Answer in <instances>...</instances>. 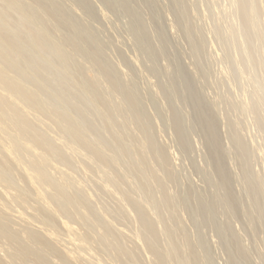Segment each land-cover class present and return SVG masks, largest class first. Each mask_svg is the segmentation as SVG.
Here are the masks:
<instances>
[{
  "label": "rangeland",
  "instance_id": "rangeland-1",
  "mask_svg": "<svg viewBox=\"0 0 264 264\" xmlns=\"http://www.w3.org/2000/svg\"><path fill=\"white\" fill-rule=\"evenodd\" d=\"M23 1L19 0L21 6L28 8L30 12H36L32 14L36 16L37 21L43 17L36 26V29L40 31L35 28L31 30L38 32L44 30L47 34L54 28L49 33L53 36L55 34V38L53 36L50 38L51 35L47 34L46 38H50V41L46 42L45 38L42 41V43L46 42L43 46L53 45L52 48L44 47L42 55L45 54L44 57L47 58L37 54L34 48H31L34 51L29 50L30 53L23 54V57L30 60L33 66L30 67L33 72L31 69L25 72L32 74L33 78L36 75L39 76V82L44 79L47 83L49 82L47 84L44 80L35 85L34 81L32 87H35L39 95L44 97L43 100L47 106L52 104V107L49 106L52 109L67 110L71 113L67 112L68 116L76 112L81 117L76 113L71 117L74 118L76 115L75 119L81 123L84 121V125L87 124L90 137L95 134L93 138L103 140L107 146L109 143L108 147L105 145L108 149L106 150L105 147L103 149V154L107 153L106 156L102 155L104 158L113 153V156L109 155V160L108 158L102 160L104 159L102 158L101 161L93 160V162L90 160L92 154H88L89 151L83 149L80 151L77 145L68 144L65 147L61 145L65 148V152L62 150L64 162L61 161L65 163L64 165L61 166V162L56 163L50 160L51 163L54 162L53 165L59 167L58 171L52 170L51 173L55 176L60 175V169H63L62 173L65 171L67 174H63L64 177L68 176L67 180H71L68 182L74 188L79 189L84 185L82 189L85 190H79L84 193L82 195L86 194L88 199L87 208L90 210L80 209L85 210V212L82 211L83 215L88 216L90 223L92 222L89 227L74 225L75 222L66 219V221L69 220L68 223L71 222L70 225L84 232L83 234L87 231L91 233L85 234H88L87 236L91 239V241L88 240V244H85L89 246H84L82 251L80 247L75 250L76 252L78 250L77 254L81 255L83 252L82 255L85 256L83 259L82 255H78L80 259L77 263L158 264L157 257L148 249L151 246L160 256H163L159 264H264V0ZM50 9L53 15H50ZM45 12H47L46 15H44ZM14 16L17 18L16 15H9V19H13ZM16 18L12 21H17ZM12 21H10L11 24H13ZM40 22L42 29H45L39 28ZM51 41L56 43V47H54L55 44H50ZM57 47L59 50L57 49L54 53L53 48ZM60 49H66L64 52H67L63 54ZM51 50L52 52H49ZM60 51L61 53H57ZM25 54H29V58ZM53 54H56V57ZM30 55L34 56V59L30 58ZM57 57L60 61L62 60L63 65H66L65 68L56 59ZM37 58H40V61ZM42 59L47 60L49 64ZM58 67H62V71L61 69L58 71ZM90 67H93V71ZM48 68L51 72L47 70ZM63 68L66 73L69 71L68 75L64 73ZM40 71L45 75L40 76ZM103 71H107V74ZM87 72H91L98 81L96 83L90 81L86 75ZM99 73L101 76L98 75ZM46 74H49L48 77ZM70 75L73 76V81ZM85 83L91 89L94 87L92 93L94 90L95 98L89 97L88 93L86 96L95 100L87 101L84 92H89V89L83 87L82 84ZM95 84H98V88H95ZM78 86H80L79 89ZM66 91L73 93L67 94ZM50 93L56 94V97L53 96L54 94L51 96ZM98 100L100 102L96 104L102 105L103 110L106 109L104 113L98 107L99 114V111H96L97 105H92L93 101ZM126 100L127 103H125ZM115 103H118L120 107ZM115 105L118 109L114 107ZM75 107L81 111H75ZM110 108L117 110L119 116L116 115L117 111L113 112ZM105 113L107 116L110 115L109 123H106L107 119L103 120ZM121 113H126L124 118ZM121 117L123 119H120ZM82 118L84 120L81 121ZM33 122L36 123L35 120ZM47 123L51 124L48 121L45 124ZM88 123L93 126H91L92 129ZM46 125H42L43 130H40L56 138L59 135L58 129L52 128L54 125ZM44 127H47L46 130ZM83 152L86 155L82 154ZM74 153L80 156L82 154L81 158L76 157ZM120 153L122 156L118 160L115 157L121 155ZM116 154L119 155L116 156ZM111 156L115 163L112 162ZM93 173L94 176H92ZM18 175L19 173L16 172L15 178H19ZM105 176L111 180H117L116 183L111 184ZM76 183L79 184L76 185ZM114 184H118L115 186L117 188L119 186L116 191ZM74 188H72L73 191ZM119 190H122L121 192L124 190V195ZM90 195L92 197L97 195L95 196L97 199ZM0 198L2 199L0 204H2L1 194ZM31 201H29V208H26L27 211L14 201H10L9 204L13 203V205L7 204L5 209L9 210L12 207L14 211L11 213L19 210L28 217L36 206ZM99 201L104 203V206L100 205ZM137 203L140 204L137 205ZM0 209H2L1 205ZM91 210L95 214H91L90 212H93ZM126 211L130 212L129 216ZM112 216L113 218H109ZM11 218L13 226L19 224L15 217H13L15 220ZM61 221L63 223L65 220ZM59 224L56 222L55 230H53L60 239H65L64 229ZM108 224L112 225L108 226ZM33 225L37 226L35 223ZM145 225L150 227L149 230ZM111 226L114 229H111ZM124 228L126 229L123 233L121 231ZM107 229H110L112 234L107 238L112 236L114 239H106ZM118 229L120 233L119 231L117 233ZM140 229L146 232V235L142 234ZM92 236H95L94 239L91 238ZM136 242L137 245L134 244ZM68 245H65L66 249L71 248ZM117 245L128 254L123 255V259H120L122 258L120 249L116 251ZM102 249L107 251L103 252ZM124 257L129 262H124ZM129 257L133 259V263L130 262ZM115 258L118 259L115 260Z\"/></svg>",
  "mask_w": 264,
  "mask_h": 264
},
{
  "label": "bare ground",
  "instance_id": "bare-ground-1",
  "mask_svg": "<svg viewBox=\"0 0 264 264\" xmlns=\"http://www.w3.org/2000/svg\"><path fill=\"white\" fill-rule=\"evenodd\" d=\"M23 1V0H21ZM26 2V0H24ZM23 1V2H24ZM29 1V0H28ZM22 2V3H23ZM33 3V2H32ZM25 4V3H24ZM36 4V3H35ZM26 5H28V3H26ZM25 5V6H26ZM30 5V4H29ZM48 5V4H47ZM46 5V6H47ZM32 6V5H31ZM43 7V6H42ZM50 8V6H49ZM30 9V8H29ZM32 10V9H30ZM43 10V8H42ZM41 10V12H42ZM44 11H46L44 9ZM51 11V9H50ZM34 11H29L28 8H24L23 6H21L19 0H0V194L2 195V198H3V202L2 204H0L2 206V209H0V264H78L77 262L79 261L78 259H80L79 254H77V252L75 251L76 248H79L81 249L82 251V248H84V246H86L85 244L88 242V240L91 241L90 237L87 236L88 234H91L89 231H87L86 233H88L87 235L83 234L81 232V230H79V228L75 227L74 225H80L84 228V226H87L89 227V224L90 221L89 219L84 216L82 213V211L85 212V210L89 209L87 208L89 203H88V199L86 197V194L85 195H82L84 193H81L79 189H82L84 187V185L80 186L79 189L74 188V186H72L71 184H69L70 181L67 180L68 179V176L67 178L64 177L63 174H66L65 171L64 173H62V170L63 169H60L61 173L60 175H53L51 173L52 170L54 171H58L59 167H57L56 165H53L54 162L56 163H59L61 161H63V151L65 152V145H68V144H75V146L77 145L79 148H80V151L83 150H86V151H89L88 154H92V157L90 155V157L92 159H90L91 161L93 160H96V161H101L102 158H104L103 156L107 155V153L105 152V154H103V149H105L106 147L109 146V143H108V146H107V143H103V140H100L98 138H93V134L92 137L89 136V131L90 129H88L86 127L87 124H83L84 121L81 123L78 119H75V116L74 118L71 117L74 115V113H72L73 115H69L68 114L70 112H68L67 110H64V111H61L63 109H52L50 108L49 106L51 105L52 107V104L49 103L47 106V104L44 102V97H42V95H39V92L38 90L35 88V87H32V83L34 82V84L36 85V83H41V81H46V79L44 80H41L39 82V76H37L36 74V77H31L33 76L31 74V72H33V70L31 69L33 66L30 62V60H27L23 57V54L24 53H28L29 50L30 52L34 49L36 50L37 54L39 55H42V53L44 52V47H51L52 46H47L43 44L46 43L48 40L50 41V38H52L53 35H51V33H49L51 29L47 34H49V36L51 35V37L49 39L46 38L47 34L44 32L43 28L42 29V23L40 22L39 23V28L41 27V29L43 30V32H38L40 30L36 29V26H38V21L43 20V17L38 19V21L36 20V16H34L32 13ZM36 13V12H34ZM40 13V12H39ZM44 13V12H43ZM47 12H45L44 15H46ZM49 14V13H48ZM9 15H16L17 18L14 16L13 19H9ZM50 15H53L52 14V11H51V14ZM59 15V14H58ZM43 16V14H42ZM55 16V15H54ZM12 17V16H11ZM17 19V21H12L14 19ZM60 20V19H59ZM13 22V24H11V22ZM37 21V22H36ZM45 21H48V20H45ZM58 21V20H57ZM43 22V21H42ZM55 22V21H54ZM46 23V22H45ZM41 24V25H40ZM47 24V23H46ZM51 24V23H50ZM65 24V23H64ZM52 26L54 25L51 24ZM57 25V24H55ZM62 26V25H61ZM45 27V25H44ZM32 28H35L36 30L38 31H33L31 30ZM57 28V27H56ZM58 29V28H57ZM60 29V28H59ZM58 29V30H59ZM49 30V28H48ZM80 30V29H79ZM46 31V30H45ZM73 31V30H72ZM82 31V30H81ZM77 32V31H76ZM85 33V32H84ZM74 34H75V31H74ZM21 35L24 37V39L22 40L23 37H21ZM57 35V34H56ZM67 35V34H66ZM48 36V37H49ZM55 36V34H54ZM53 36V37H54ZM59 36V35H58ZM88 36H90L88 34ZM46 40V42L42 43V41ZM55 38V37H54ZM67 38V37H66ZM78 38V37H77ZM58 39V38H56ZM55 39V40H56ZM75 39V37H74ZM81 39V38H80ZM53 40V41H55ZM60 40V39H59ZM71 40V41H70ZM69 41L72 42V39H70ZM51 41L50 44H55L54 47H56V41L53 42ZM69 41H65L66 42H69ZM64 42V41H63ZM69 42V43H70ZM68 43V44H69ZM75 43V42H74ZM60 44V43H59ZM58 44V45H59ZM63 44V43H62ZM67 44V45H68ZM73 44V43H72ZM57 45V46H58ZM60 46V45H59ZM69 46V45H68ZM73 46V45H72ZM75 46V45H74ZM78 46V45H77ZM65 47V46H64ZM31 48H34L31 50ZM47 49V48H46ZM45 49V50H46ZM49 49V48H48ZM54 49V53L55 51H57L58 47L57 48H53ZM56 49V50H55ZM50 50V49H49ZM59 50V49H58ZM61 50V49H60ZM66 50V49H64ZM64 50H61L62 53L64 52ZM85 50V49H84ZM60 52H57V53H61ZM29 52V53H30ZM46 52V51H45ZM49 52H52L49 51ZM67 52V51H65ZM64 52V53H65ZM63 53V54H64ZM71 54V52H70ZM26 55V54H25ZM29 55V54H28ZM26 55V56H28ZM45 55V54H44ZM44 55H42V57H44ZM55 55L56 57V54H53ZM59 55V54H58ZM31 56V55H30ZM38 56V55H37ZM69 56V54H68ZM94 56V55H93ZM40 57V56H38ZM41 57V58H42ZM46 57V56H45ZM44 57V58H45ZM52 57V56H51ZM54 57V58H55ZM60 57H61V54H60ZM71 57V56H70ZM95 57V56H94ZM29 58V56H28ZM30 58H33L34 59V56L30 57ZM47 58V57H46ZM64 58V57H62ZM39 59L40 61V58H37ZM36 59V60H37ZM56 59L59 60V57H57ZM66 59L68 60V58L66 57ZM50 60V59H48ZM94 60V59H93ZM38 61V60H37ZM42 61L44 62L45 60L42 59ZM47 61V60H46ZM45 61V62H46ZM48 62V61H47ZM66 62V61H64ZM59 63H62L63 65V62L62 60L60 61L59 60ZM57 63V64H59ZM81 63V62H80ZM87 63V62H86ZM41 64V63H40ZM47 64V63H46ZM49 64V62H48ZM67 64V63H66ZM85 64V63H84ZM37 65V64H36ZM36 65H34L36 67ZM78 65V64H77ZM89 65V64H88ZM92 65V64H90ZM32 66V67H31ZM57 66V65H56ZM60 66V64H59ZM64 68L66 65H63ZM62 66V67H63ZM31 67V68H30ZM62 67H58V71L61 69L62 71ZM96 67V66H95ZM40 68V67H38ZM47 68V67H46ZM57 68V67H56ZM63 68L64 70V73H66L65 69ZM101 68V67H100ZM31 69V72L29 75V72H25L26 70L29 71ZM45 69V68H44ZM52 69V68H50ZM55 69V68H54ZM53 69V71H54ZM91 71H93V67L91 68ZM102 70H104L103 68H101ZM99 69V70H101ZM36 70V69H35ZM48 71L49 68L47 69ZM57 70V69H56ZM102 70H101V73H102ZM74 71V70H73ZM71 71V73L73 72ZM35 73H37V71H34ZM51 72V71H50ZM57 72V71H56ZM105 72V71H103ZM107 72V71H106ZM105 72V73H106ZM109 72V70H108ZM53 73V72H52ZM84 73V72H83ZM104 73V74H105ZM34 74V73H33ZM51 74V73H50ZM54 74V73H53ZM107 74V73H106ZM105 74V75H106ZM34 75V76H35ZM40 76H44L45 73L44 72H41L40 71ZM49 75V74H48ZM48 75L46 74V76L48 77ZM68 75V74H67ZM73 75V74H72ZM88 79L94 83H96L97 81L95 80V76L91 73V72H87L86 73ZM98 75L101 76V74L99 73ZM104 75V76H105ZM64 76V75H63ZM85 76V75H84ZM97 76V74H96ZM99 76V77H100ZM107 76V75H106ZM46 77V78H47ZM69 77V76H68ZM71 77V75H70ZM69 77V78H70ZM73 77V76H72ZM70 78L72 81L74 78ZM80 77V76H79ZM114 77V76H112ZM102 78V77H100ZM99 78V80H100ZM82 79V78H80ZM98 79V77H97ZM108 79V78H107ZM87 81V79H85ZM59 81V80H57ZM75 81V80H74ZM85 81V82H86ZM101 81V80H100ZM100 81H99V84H100ZM70 82V81H69ZM83 82V81H82ZM47 83V81H46ZM49 83V82H48ZM47 83V84H48ZM88 83V81H87ZM91 83V82H90ZM43 84V83H42ZM86 84V83H85ZM85 84H82L83 87H85L86 89L88 88L89 89V92H84L83 89L82 91L84 92V95L86 96L87 93L90 94L89 97L91 98H95L94 94V90H93V93H92V89H94L93 87V84H92V89L91 87L89 88V86H85ZM41 85V84H40ZM70 85V84H69ZM81 85V84H80ZM96 85V84H95ZM101 85V84H100ZM111 85V84H110ZM109 85V86H110ZM97 86V87H96ZM95 86V88H98V84ZM113 86V85H112ZM42 87H44L42 85ZM81 87V88H83ZM108 87V86H107ZM41 88V87H40ZM46 88V87H44ZM55 88V87H54ZM70 88V86H69ZM77 88V87H75ZM73 88V90L75 89ZM80 88V86H78V89ZM84 88V90H85ZM110 88V87H109ZM114 88V87H113ZM68 89V88H67ZM72 88H70L71 90ZM76 89L78 92H81V90H78ZM91 89V90H90ZM100 89V88H99ZM117 89V88H116ZM44 90V89H43ZM46 90V89H45ZM69 90V89H68ZM69 90V91H70ZM103 90V89H101ZM109 90V89H108ZM115 90V89H114ZM113 90V92H114ZM62 91V90H61ZM75 91V90H74ZM76 91V92H77ZM98 91V90H97ZM47 92V91H46ZM52 92V91H51ZM96 92V90H95ZM99 92V91H98ZM102 92V91H101ZM41 93V92H40ZM67 93V91H66ZM70 94L73 93V92H69ZM67 93V94H69ZM112 93V91L110 92V94ZM51 94V93H50ZM54 94V93H52ZM51 94V96H52ZM65 94V93H64ZM56 94H54L53 96H55ZM58 95V93H57ZM61 95V94H60ZM66 95V94H65ZM64 95V96H65ZM83 95V94H82ZM83 95V96H84ZM107 95V94H106ZM42 98H41V97ZM93 96V97H92ZM98 97V94L96 95ZM101 96V95H100ZM103 96V95H102ZM116 96V95H115ZM67 97V95H66ZM65 97V98H66ZM87 97V96H86ZM113 97V96H112ZM132 97V96H131ZM61 98V97H59ZM68 98V97H67ZM108 98V97H107ZM116 98V97H115ZM48 99V98H46ZM53 99V98H52ZM55 99V98H54ZM58 99V98H57ZM69 99V98H68ZM87 101H88V97L86 98ZM98 99V98H97ZM127 99V98H125ZM56 100V99H55ZM59 100V99H58ZM66 100V99H65ZM75 100V99H74ZM89 100H95V99H89ZM103 101V99H101ZM121 100V99H120ZM128 100V99H127ZM127 100L125 103H127ZM134 100V99H133ZM78 101V100H77ZM86 101V102H87ZM101 101V103H103ZM117 101V100H115ZM122 101H125V100H122ZM120 101V103L122 102ZM58 102V101H56ZM74 102V101H73ZM81 102V101H80ZM90 102V101H89ZM94 102V103H93ZM91 101V103H93L92 105H97L96 102H100L99 100L98 101ZM107 102H108V99H107ZM113 102V101H111ZM129 102V101H128ZM54 103V102H53ZM90 103V104H91ZM100 103V104H101ZM106 103V102H105ZM119 103V102H118ZM118 103H115V104H118ZM124 103V102H123ZM124 103V105H125ZM60 104V103H58ZM62 104V103H61ZM77 104H80V103H77ZM54 105V104H53ZM107 105V104H106ZM112 105V104H111ZM114 105V104H113ZM119 105V104H118ZM123 105V104H122ZM123 105V106H124ZM127 105V104H126ZM55 106V105H54ZM57 106V105H56ZM63 106V105H62ZM74 106H75V103H74ZM79 106V105H78ZM77 106V107H78ZM102 106V105H101ZM101 106H98L97 105V109L96 111L98 110L99 111V108L100 107V110H103ZM108 106V105H107ZM117 105H115L114 107L118 109V107H116ZM134 106V105H132ZM59 107V106H58ZM64 107V106H63ZM76 108L75 111L78 110V108ZM80 107V106H79ZM93 107H96V106H93ZM106 107V106H105ZM120 107V105H119ZM126 107V106H125ZM131 107V105H130ZM66 108V107H65ZM72 108V107H71ZM74 108V107H73ZM89 108V107H88ZM113 108V106H112ZM110 108V109H112ZM81 109V107H80ZM94 109V108H93ZM109 109V108H108ZM121 109V108H120ZM127 109V108H126ZM125 109V110H126ZM128 109H129V104H128ZM131 109V108H130ZM134 108H132L133 110ZM106 110V109H104ZM104 110L101 111L104 113ZM113 110V109H112ZM111 110V111H112ZM78 111H81V110H78ZM97 111V112H98ZM117 110H113V112H116ZM121 112V110H119ZM123 111V110H122ZM127 111V110H126ZM125 111V112H126ZM68 112V114H67ZM73 112V110H72ZM94 112V111H93ZM108 112V111H107ZM112 112V113H113ZM130 114L131 112L128 111ZM89 113V112H88ZM118 111L116 112V115L119 116L118 114ZM133 113H134V110H133ZM71 114V113H70ZM77 114V113H76ZM83 114V113H82ZM85 114V113H84ZM99 114H100V111H99ZM106 116H107V113H105ZM123 114V113H121ZM126 115V113H124ZM123 114V118L125 117ZM78 115V114H77ZM103 115V114H101ZM100 115V116H101ZM109 115V113H108ZM115 115V114H114ZM128 115V114H127ZM80 116V115H78ZM85 116V115H84ZM103 116L105 119H103L104 121H107L110 120V118H108L109 116ZM112 116V115H111ZM81 117V116H80ZM114 117V116H113ZM111 117V119L113 118ZM127 117V116H126ZM79 118V117H77ZM89 118V117H88ZM87 118V119H88ZM102 118V117H101ZM122 117L120 119H123ZM100 119V118H99ZM115 119V118H114ZM129 120V118H127ZM36 121V125L34 124L33 121ZM81 121L84 120L83 118L80 119ZM126 120V119H125ZM127 120V121H128ZM142 120V119H141ZM50 122L51 124L47 123V125H54V127L52 128H57L59 133V135H57L56 133V138L54 137H51L50 135L46 134L44 132H42L41 128L42 125H46L45 123L46 122ZM86 121V120H85ZM106 123H109V121ZM134 121V120H133ZM143 121V120H142ZM87 122V121H86ZM101 122V121H100ZM105 123V125H106ZM111 123V122H110ZM89 124V127H91L92 125L90 123ZM116 124V123H115ZM46 125V126H47ZM108 125V124H107ZM111 125V124H110ZM110 125L108 126V128L110 127ZM144 125V124H143ZM114 126V125H113ZM138 126V125H137ZM93 127V126H92ZM91 127V129H92ZM107 127V126H106ZM132 127V126H131ZM141 127V125H140ZM145 127V126H144ZM45 130L47 127H44ZM51 128V127H50ZM51 128V129H52ZM100 128V127H99ZM112 128V127H111ZM41 129V130H40ZM141 129V128H140ZM208 129V128H207ZM98 130V129H97ZM126 130V129H125ZM130 130V129H129ZM138 130V129H136ZM49 131V129L47 130ZM100 131V130H99ZM103 131V130H102ZM105 131V130H104ZM112 131V130H111ZM114 131V129H113ZM140 131V130H139ZM138 131V132H139ZM208 131V130H207ZM54 132V131H53ZM130 132V131H129ZM132 132V131H131ZM135 131H133L134 133ZM94 133V132H93ZM104 133V132H103ZM116 133V132H115ZM126 133V132H125ZM136 133V132H135ZM127 134V133H126ZM52 135V134H51ZM99 135V134H97ZM121 135V134H120ZM128 135V134H127ZM140 135V134H139ZM142 135V134H141ZM109 136V135H108ZM113 136V135H112ZM129 136V135H128ZM99 137V136H97ZM115 137V136H113ZM118 137V136H117ZM139 137V136H138ZM103 138V136H102ZM105 139V138H104ZM117 140V139H116ZM107 141V140H106ZM120 142V140H118ZM117 141V142H118ZM105 142V141H104ZM135 142V141H134ZM112 143V142H111ZM111 143H110V146H111ZM136 143V142H135ZM140 144V143H139ZM64 147H62V146ZM106 145V147H105ZM120 145V144H119ZM132 145V144H131ZM136 145V144H135ZM61 146V148H60ZM141 146V145H140ZM147 146V145H145ZM143 146V147H145ZM105 147V148H104ZM135 147V146H134ZM64 148V149H63ZM146 148V147H145ZM108 148H106L107 150ZM111 149V147H110ZM78 150V149H76ZM105 150V151H106ZM118 150V149H117ZM143 149H141L142 151ZM76 152V151H75ZM91 152V153H90ZM117 152V151H116ZM118 152H121V150ZM68 153V152H67ZM125 153V152H124ZM123 153V154H124ZM141 153V152H140ZM146 153V151L144 152ZM75 154V153H74ZM84 155H86L84 152L82 153ZM81 154V156H82ZM111 154V153H110ZM110 154H108V160L110 158ZM113 154V153H112ZM111 154V155H112ZM121 154V153H120ZM149 154V153H148ZM76 155V154H75ZM103 155V156H102ZM119 155V154H116V156ZM145 155V154H144ZM73 156V155H72ZM80 154L76 155V157H79ZM80 156V158H81ZM89 156V155H87ZM113 156V155H112ZM111 156V157H112ZM121 155L115 157L116 159H118ZM146 156V155H145ZM144 156V157H145ZM74 157V156H73ZM86 157V156H85ZM69 158V157H68ZM75 158V157H74ZM106 158V157H105ZM102 159V160H105ZM106 158V159H107ZM130 158V157H129ZM66 159V158H65ZM112 159V162L114 161L113 160V157L111 158ZM157 159V158H156ZM50 160H53L54 162H50ZM68 160V159H67ZM78 160V159H77ZM83 160H86L83 158ZM119 160V159H118ZM148 160V158H147ZM87 161V160H86ZM149 161V160H148ZM64 162V161H63ZM63 162H61L62 164H60L61 166L64 165ZM66 162V161H65ZM78 162V161H77ZM85 162V161H84ZM94 162V161H93ZM162 162V161H161ZM160 162V163H161ZM55 163V164H56ZM69 163V162H67ZM86 163V162H85ZM103 163V161H102ZM109 163V162H108ZM115 163V161L113 162ZM164 163V162H163ZM78 164V163H76ZM88 164V163H87ZM86 164V166H87ZM98 164V162H97ZM96 164V165H97ZM104 164L106 165V163L104 162ZM110 164L112 165V163L110 162ZM138 164H141V163H138ZM151 164V163H150ZM59 165V166H60ZM92 165V164H90ZM104 165V166H105ZM142 165V164H141ZM160 165V164H159ZM71 166V165H70ZM83 166V165H82ZM100 166V165H99ZM108 166V165H107ZM106 166V167H107ZM110 166V165H109ZM108 166V167H109ZM114 166V165H113ZM135 166V165H134ZM73 167V166H72ZM78 167V166H77ZM93 167V166H91ZM95 167V166H94ZM98 167V166H96ZM144 167V165H143ZM162 167V166H161ZM63 168V167H62ZM65 168V167H64ZM82 168V167H81ZM99 168V167H98ZM101 168V167H100ZM71 169V167H70ZM69 169V171H70ZM88 170V168H86ZM95 169V168H94ZM111 169V167L109 168ZM120 169V168H119ZM79 170V169H78ZM83 171V169H81ZM98 170V169H97ZM101 170V169H100ZM104 170V169H102ZM101 170V171H102ZM142 170V169H141ZM73 171V170H72ZM77 171V170H76ZM75 171V172H76ZM80 171V170H79ZM17 172V174L19 173V178H15V173ZM68 172V171H67ZM74 172V173H75ZM81 172V171H80ZM89 172H91L89 170ZM104 172V171H103ZM58 173V172H57ZM87 173V172H86ZM101 173V172H100ZM128 173V172H127ZM70 174V173H69ZM68 174V175H69ZM79 174V173H78ZM92 174V173H91ZM98 174V173H97ZM104 174L106 175L107 173L104 172ZM67 175V174H66ZM101 175V174H100ZM108 175V174H107ZM69 176H73L72 175H69ZM94 176V173L93 175ZM104 176V175H103ZM85 177V176H84ZM109 177V175H108ZM117 177V176H116ZM127 177V176H126ZM74 178V177H73ZM96 178V177H95ZM93 178V179H95ZM101 178V177H100ZM105 178H107L105 176ZM110 178L111 175H110ZM76 179V178H75ZM82 179L84 180V178L82 177ZM89 179V177H88ZM109 179V178H107ZM121 179V178H120ZM69 181V182H68ZM75 181V180H74ZM86 181V180H84ZM103 181V180H102ZM105 181V180H104ZM107 181V180H106ZM117 181V180H116ZM116 181H114L113 179H109V182L112 184V183H116ZM141 181V180H140ZM144 181V180H143ZM78 182V180L76 181ZM87 182V181H86ZM107 182V183H109ZM84 183V182H83ZM99 183V182H98ZM98 183H97V186H98ZM106 183V182H105ZM109 183V184H110ZM120 183V182H119ZM149 183V182H148ZM79 184V183H76V185ZM91 184V183H90ZM89 184V185H90ZM158 184V183H157ZM75 185V184H74ZM81 185V184H80ZM87 185V184H86ZM100 185V184H99ZM118 185V184H114V187ZM125 185V184H124ZM123 185V186H124ZM74 188V191L72 190V188ZM91 186V185H90ZM108 186V185H107ZM106 186V187H107ZM113 185H111L112 187ZM162 186V185H161ZM79 187V186H78ZM100 187V186H99ZM121 187V186H120ZM92 188H93V185H92ZM101 188V187H100ZM108 188V187H107ZM107 188H105V190H108ZM109 188H110V185H109ZM116 188V189H115ZM115 191L119 188L115 187ZM131 188V187H130ZM76 189V190H75ZM144 189V188H143ZM82 190H85V189H82ZM96 190V189H95ZM104 190V189H103ZM102 190V191H103ZM104 190V191H105ZM112 190V188L110 189ZM126 190V189H125ZM88 191V190H87ZM85 191V192H87ZM94 191V190H93ZM109 191V190H108ZM114 191V190H113ZM120 193H123L121 192L122 190H119ZM118 191V192H119ZM143 191V190H141ZM92 192V191H91ZM95 192V191H94ZM89 193V192H88ZM110 193V192H109ZM114 193V192H112ZM90 194V193H89ZM87 194V195H89ZM115 194V193H114ZM126 194V193H125ZM124 195V193H123ZM128 195V194H126ZM131 195V194H130ZM97 196V195H95ZM93 196V197H95ZM99 196V195H98ZM90 197H92L90 195ZM92 197V198H93ZM101 197V196H100ZM105 197V196H104ZM128 197V196H127ZM103 198V197H102ZM130 198V197H129ZM90 199V198H89ZM95 199H97L95 197ZM115 199V198H114ZM131 199V198H130ZM0 200H2L0 198ZM32 200L36 205L35 208H33V210L31 211L32 213H29L28 217H26V215L22 212V211H19L18 212H13L11 213L12 211V207L11 209L9 210H6L7 209V204H9L10 201H14V202H17L21 208H29V201ZM107 200H110V199H107ZM113 200V199H112ZM117 200V199H116ZM120 200V199H119ZM151 200V199H150ZM31 201V202H32ZM102 201V200H100ZM99 201V202H100ZM111 201V200H110ZM128 201V200H127ZM97 202V203H99ZM112 202V201H111ZM119 202V201H118ZM117 202V203H118ZM12 203V202H11ZM91 203V202H90ZM101 204L100 205H103L104 206V203L100 202ZM115 203V202H114ZM121 203V202H119ZM125 203V202H124ZM127 203V202H126ZM113 204V203H112ZM135 204V203H134ZM140 203H137V205H139ZM9 205H13L12 204H9ZM124 205V204H123ZM143 205V204H142ZM32 206V205H31ZM14 207V206H13ZM116 207H117V204H116ZM119 207V205H118ZM121 207V205H120ZM123 207V206H122ZM6 208V209H5ZM82 208H85V210H82ZM104 208V207H103ZM113 208V207H112ZM131 208V206H130ZM135 208V207H134ZM144 208V207H143ZM14 209V208H13ZM106 209V208H105ZM114 209V208H113ZM121 209V208H120ZM124 209V208H123ZM126 210L128 209L127 206L125 208ZM133 209V208H132ZM24 210V211H25ZM90 210V209H89ZM103 209H101L102 211ZM135 210V209H133ZM144 210V209H143ZM146 210V209H145ZM150 210V209H149ZM10 211V213H9ZM27 211V210H26ZM93 211V210H91ZM99 211V209H98ZM129 211H132V210H129ZM127 212L126 214L130 213V212ZM136 211V210H135ZM114 212V211H113ZM117 212V211H116ZM15 213V214H14ZM91 214H95L94 211L93 212H90ZM115 213V212H114ZM123 213V212H122ZM143 213V212H142ZM145 213V212H144ZM14 214V215H13ZM89 214V213H88ZM107 215H109V213H106ZM112 214V213H111ZM134 214V213H133ZM114 216V214H112ZM11 216L15 217V219L18 220L19 224H17L16 226L12 225L11 221H10V218ZM90 216V215H89ZM98 216V215H96ZM112 217H109V218H113ZM125 216V214H124ZM129 216V214H128ZM144 216V215H143ZM11 218L14 219V218ZM104 217V216H102ZM140 217V216H139ZM88 221H87V219ZM96 218V217H95ZM98 218V217H97ZM106 218V217H104ZM103 218V219H104ZM108 218V219H109ZM117 217L115 216V219ZM126 218V217H125ZM129 218V217H128ZM131 218V217H130ZM14 219V220H15ZM65 220L63 223L61 220ZM66 219H70L71 222H75L74 225H70L69 220L66 221ZM100 219V218H99ZM97 219V220H99ZM134 219V218H133ZM13 220V221H14ZM74 220V221H72ZM92 220V218H91ZM96 220V221H97ZM106 220V219H105ZM114 220V219H113ZM118 220V219H117ZM116 220V221H117ZM61 221V222H60ZM93 221V220H92ZM109 221V220H108ZM107 221V222H108ZM116 221H114L115 223H117ZM131 221V220H130ZM138 221V220H137ZM144 221V220H143ZM16 221V223H18ZM56 222H58V224L60 223L61 226L63 227L64 229V233H65V239H60L56 232L54 231L55 230V227H56ZM106 222V221H105ZM123 222V221H122ZM121 222V223H122ZM15 223V222H14ZM35 223V225L37 224V226H34L33 224ZM96 223V222H95ZM102 223L103 220H102ZM109 223V222H108ZM111 223V222H110ZM120 223V222H118ZM136 223V222H135ZM141 223V222H140ZM59 224V225H60ZM107 224V223H106ZM105 224V225H106ZM124 225H126L125 223H123ZM122 224V225H123ZM139 224V223H138ZM145 224V223H144ZM19 225V226H18ZM58 225V226H59ZM93 225V224H92ZM96 225V224H95ZM112 224H108V226H110ZM114 225V223H113ZM117 225V224H116ZM121 225V226H122ZM149 225V224H148ZM147 226V225H145ZM128 227V226H127ZM134 227H136V225H134ZM133 227V228H134ZM141 227V226H140ZM61 228V227H60ZM95 228V227H93ZM101 228V227H99ZM110 228V227H109ZM116 228V227H115ZM142 229L144 227H141ZM148 230V226L146 227ZM54 229V230H53ZM111 229H114V227L111 226ZM117 229V228H116ZM126 228H124L123 232L125 231ZM128 229V228H127ZM140 229V231L142 230ZM105 230V229H104ZM110 229H107V236H106V239H110L112 238L109 237L107 238L109 235H112L109 231ZM136 230V229H135ZM139 230V229H138ZM146 230V229H145ZM153 230V229H152ZM150 230V231H152ZM58 231V230H57ZM101 231V230H100ZM117 233L119 231L120 233V230H116ZM112 232V230H111ZM115 232V231H113ZM136 232V231H135ZM139 233V231H137ZM97 233V232H96ZM94 233V234H96ZM121 233V234H123ZM130 233V232H129ZM134 233V232H133ZM141 233L144 235H146L145 233L146 232H142ZM140 233V234H141ZM149 233V231L147 232V234ZM128 234V233H127ZM151 234H154V233H151ZM102 235V234H101ZM131 235V234H130ZM130 235L128 237H130ZM136 235V233H135ZM91 236V235H90ZM114 236V235H113ZM138 236V235H137ZM143 236V235H141ZM152 236V235H151ZM154 236V235H153ZM95 237V236H94ZM94 237L92 236L91 238L94 239ZM100 237V235H99ZM134 237V236H133ZM132 237V239H134ZM97 238V237H96ZM140 238V237H139ZM145 238V236H144ZM149 238V237H148ZM147 238V239H148ZM151 238V237H150ZM114 239V238H112ZM124 239V238H123ZM128 239V238H126ZM137 239V238H135ZM142 239V238H141ZM98 240V239H97ZM152 240V239H151ZM151 240L149 241L151 243ZM121 241V240H120ZM132 241V240H131ZM144 242V240H142ZM104 242V241H103ZM127 242V241H126ZM134 242V240H133ZM132 242V244H133ZM153 242V241H152ZM66 244H69L68 248L70 249H66L65 248V245ZM98 243V242H97ZM99 243H101L102 245V242L100 241L99 239ZM98 243V245L100 246V244ZM106 243V242H105ZM112 243V241H111ZM118 243V242H117ZM88 244V243H87ZM107 244V243H106ZM110 244V243H109ZM128 244V243H127ZM126 244V245H127ZM137 245V242L134 243ZM139 244V243H138ZM144 244V243H143ZM114 245H116L114 243ZM113 245V247H114ZM125 245V244H124ZM125 245V246H126ZM129 245V244H128ZM127 245V246H128ZM140 245V244H139ZM149 245V244H148ZM89 246V245H88ZM86 246V247H88ZM108 245H106L107 247ZM111 246V245H110ZM124 246V247H125ZM135 246V245H134ZM145 246V245H144ZM85 247V248H86ZM103 247V246H101ZM100 247V248H101ZM117 247V250L118 251L120 249V255H122V258L120 259H123V255H125L126 251L124 252V250L122 249V247ZM131 247V246H130ZM138 248V246H135ZM147 247V245H146ZM104 248V247H103ZM133 248V247H132ZM130 248V249H132ZM87 249V248H86ZM127 249V248H126ZM146 249V248H145ZM152 253L153 255H155V257H157V261H158V264L161 262V259L163 256H160L159 253H157L154 248H151V246L148 248ZM159 249V248H158ZM85 250V249H83ZM91 250H92V247H91ZM89 249V251H91ZM139 250V249H138ZM142 250V249H141ZM140 250V251H141ZM75 251V252H74ZM87 251V250H86ZM103 251V249H102ZM100 251V252H102ZM104 251H107V250H104ZM103 251V252H104ZM159 251V250H158ZM92 252V251H91ZM108 252H111V251H108ZM115 252V251H113ZM112 252V253H113ZM131 252V251H130ZM150 252V253H151ZM85 253V252H84ZM88 253V251L86 252ZM85 253V254H86ZM147 253V252H146ZM149 253V252H148ZM98 254V253H97ZM79 255V256H78ZM88 255V254H87ZM96 255V254H95ZM111 255V254H110ZM116 255V254H115ZM118 255V254H117ZM119 255V256H120ZM128 254H126L127 256ZM149 255V254H148ZM162 255V254H161ZM83 256V255H82ZM88 256H91V255H88ZM92 256L93 253H92ZM133 256V255H132ZM151 256V255H149ZM167 256V255H166ZM85 256H83V259H84ZM118 257V256H116ZM121 257V256H120ZM82 258V257H81ZM97 258V257H96ZM126 257H124V262H127L128 259L126 260L125 259ZM165 258V257H164ZM118 259V258H115V260ZM129 259L131 260V257H129ZM136 259V258H135ZM140 259V258H139ZM152 259V258H151ZM87 260V259H85ZM89 260V259H88ZM114 260V261H115ZM133 260V259H132ZM132 260L130 262H132ZM160 260V261H159ZM118 261V260H117ZM120 261V260H119ZM122 261V260H121ZM137 261V260H136ZM163 261V260H162ZM182 261V260H181ZM129 262V261H128ZM135 262V261H134ZM165 262V260H164ZM188 262V261H187ZM93 263V262H92ZM123 263V262H122ZM133 263V262H132ZM181 263V262H179ZM163 264V263H162Z\"/></svg>",
  "mask_w": 264,
  "mask_h": 264
}]
</instances>
